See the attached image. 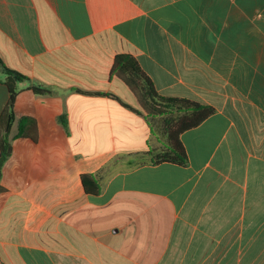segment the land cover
<instances>
[{
    "label": "crops",
    "instance_id": "1",
    "mask_svg": "<svg viewBox=\"0 0 264 264\" xmlns=\"http://www.w3.org/2000/svg\"><path fill=\"white\" fill-rule=\"evenodd\" d=\"M117 54L159 96L213 108L179 135L185 166L136 157L165 147L111 74ZM0 60L28 78L0 264H264V0H0Z\"/></svg>",
    "mask_w": 264,
    "mask_h": 264
},
{
    "label": "trees",
    "instance_id": "2",
    "mask_svg": "<svg viewBox=\"0 0 264 264\" xmlns=\"http://www.w3.org/2000/svg\"><path fill=\"white\" fill-rule=\"evenodd\" d=\"M0 66L5 74L4 84L8 91V100L6 106L0 115V177L2 167L11 154V145L9 134L12 124L15 120L14 102L19 93L18 84L25 82L28 78L11 69L6 68L1 60ZM111 74L121 80L128 89L136 96L138 104L144 113V117L151 126V120L162 118L168 114H178L174 123H169L164 119V131L167 137V143L164 145L165 150L158 155H152V151L137 154L138 159L143 160L149 157L150 162L156 164L159 162H170L180 166H185L187 157L185 150L179 140V135L186 130L192 129L209 117L213 112V108L203 106L198 103L177 99L165 98L159 96L151 80L141 70L135 58L129 54H117L113 58ZM31 90L35 94H49L50 92L44 88L32 87ZM88 96H102L96 93L83 92ZM115 98L112 95H108ZM28 121L24 118L18 126V136L25 137L26 132L23 122ZM60 123L66 127V120L60 117ZM80 183L85 194L98 195L100 192L99 181L91 174H83L80 176Z\"/></svg>",
    "mask_w": 264,
    "mask_h": 264
},
{
    "label": "rangeland",
    "instance_id": "3",
    "mask_svg": "<svg viewBox=\"0 0 264 264\" xmlns=\"http://www.w3.org/2000/svg\"><path fill=\"white\" fill-rule=\"evenodd\" d=\"M178 114L173 113V114H168L166 116H163L162 118H157L154 120H151V127H152V133L155 135V137L158 138V140L162 143V144H166L167 143V137L164 131V119H167V121H169V123H174L175 120L177 119ZM165 147V146H164ZM165 150V148L161 151H157V153H152V155H158L161 152H163ZM149 157H145L143 160L148 159Z\"/></svg>",
    "mask_w": 264,
    "mask_h": 264
}]
</instances>
